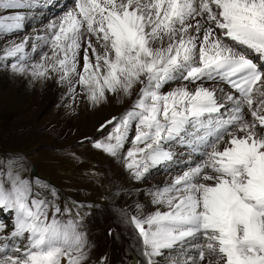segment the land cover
<instances>
[{
    "label": "snow or ice",
    "instance_id": "6c2138e0",
    "mask_svg": "<svg viewBox=\"0 0 264 264\" xmlns=\"http://www.w3.org/2000/svg\"><path fill=\"white\" fill-rule=\"evenodd\" d=\"M34 6L0 0V36L19 33ZM35 41L48 48L38 61L30 36L6 39L0 59L92 106L135 94L93 143L133 179L173 160L166 145L202 150L151 192L153 211L125 213L145 264H264V0H75ZM27 172L22 157L0 161V211L14 213L10 232L0 223V264H87L80 213L63 218L56 189Z\"/></svg>",
    "mask_w": 264,
    "mask_h": 264
},
{
    "label": "rangeland",
    "instance_id": "374dc122",
    "mask_svg": "<svg viewBox=\"0 0 264 264\" xmlns=\"http://www.w3.org/2000/svg\"><path fill=\"white\" fill-rule=\"evenodd\" d=\"M38 51L37 54H34V56L38 55L37 61L40 59L39 53L42 52V49ZM10 64L8 59H0V71L7 70ZM3 73L6 85L0 84V98L6 100V107L4 106L0 110L2 112L0 113V161L13 156L22 157L28 166L32 165L31 168L28 167L30 173L28 172L26 176L31 175L30 177L35 178L36 181L54 187L58 194L57 202L61 208L67 206L71 209V215L65 214V217L71 218L75 213H80L83 218L82 230L86 234L90 249L89 264H109L110 258L114 255L118 261L120 244L118 240L114 239L115 237H112L111 230L113 231V229L110 227L111 221L108 216V195L114 186L126 187V183L133 184L130 180L124 182L126 175L130 178L132 176L126 168L125 172L116 174V169H113L111 162L114 157L108 154L102 155L101 150L89 143L90 140H84L85 142L77 144L76 139L97 131L95 128L103 122L106 116L116 112L129 101L116 110L104 105L90 111L85 110L87 104L76 107L75 112L79 116L76 130H74L75 126L73 130H70L71 132L65 127L59 130L49 127L48 124L52 118L48 117L47 111L53 105L57 109L63 105H75L80 103L84 97L78 94L74 98L69 91L68 84L59 83L57 79L36 80L40 84L39 88L33 87L26 92H21L19 88L8 90L11 76L9 71ZM23 82L25 83V80ZM17 115L19 117L15 119ZM15 122L18 126L23 123L29 124L30 128L20 142L16 145H8V143H12V137H9L12 133L6 136V131L8 129L12 131ZM71 123L70 125H72ZM110 130L111 128L107 131ZM107 131L105 134L98 132L101 136L95 141L103 139L104 135H107ZM65 135L66 137H64ZM88 136L92 138L93 135ZM126 149L128 150V147H125L124 151H127ZM118 162L124 166L122 160H118ZM181 167L179 165V168ZM32 168L37 174L32 173ZM117 171L119 172V170ZM175 172L177 171L172 169L170 175ZM161 173V171L152 173L150 179L160 178ZM83 178H89L88 185L81 181ZM145 195L152 199L151 194L146 193ZM125 206L121 207L125 210ZM166 260L167 257L162 258L160 264H164ZM113 261L114 259L111 264Z\"/></svg>",
    "mask_w": 264,
    "mask_h": 264
},
{
    "label": "bare ground",
    "instance_id": "6f19581e",
    "mask_svg": "<svg viewBox=\"0 0 264 264\" xmlns=\"http://www.w3.org/2000/svg\"><path fill=\"white\" fill-rule=\"evenodd\" d=\"M32 2L35 5L34 7L26 8L22 10L23 14H25L26 16L25 27L15 35L10 34L7 37L0 36V45H2L6 39H16L17 41H19L24 36L32 37L33 43H36L38 47L35 50L31 46L25 49V51L28 53V56L31 57V60L29 62L37 61L36 58H38V55L34 56V54L35 53L37 54V52H39L38 50L41 51L42 49V51H48V48L44 46L42 42L35 41V36L37 35L43 36L45 34V25H47L51 20L57 19L60 16L64 15L65 12H67L71 7H73L75 0H32ZM60 10H64V11L61 12ZM8 60L11 62V64L8 66L7 70L4 69L3 71H0V84L6 85V81H4L5 78H3L4 76L3 72L9 71V75L11 76L10 78L11 82L9 83L10 85L8 90H10V88L12 89L19 88L21 89V92H26L27 90H30L33 87H37V89L39 88L40 84L36 81V79H33L30 75H24L13 71L11 65L12 63L16 62L15 58H8ZM23 80H25V83L23 82ZM63 84H67V83H63ZM176 86L177 85L175 83L165 85V87L162 88L161 91L166 93L167 91L171 90V88ZM206 86H210V85L206 84ZM107 96H108L107 102L101 105L111 108L112 110L118 109L127 101L129 102H127L125 106L121 107L116 112L110 114L109 116H106L104 120L108 119L112 115L119 114L121 112H122L121 114H123L126 110L131 108L133 101L136 99L135 94L130 98L117 96L111 93H107ZM5 104H6V100L0 98V110L2 109V107L5 106ZM84 104H87V107L85 108V110L87 111L93 110L98 107V106H92L90 102H88L85 98L80 103H77L75 105H71V104L63 105V107L58 109L55 108L53 105V107L47 111L48 117L52 118V120L49 121L48 124L49 127H54L55 129H59V130H61L62 127H65L67 128L66 130L70 131L73 130V127L75 126L74 130H76V124L79 118V116H77L75 112L76 107H80ZM122 109L125 110L123 111ZM0 113L2 112L0 111ZM18 117L19 115L15 116V119H17ZM70 123L72 125H70ZM10 127H12V125H10ZM13 127L14 128L12 129V131L9 129L8 131H6V136L7 134L12 133L9 136L12 137L11 139L12 143H8V145L9 144L16 145V143L20 142L24 138L23 136H25V134L29 130L30 125L23 123L18 126L17 122H15V124H13ZM13 132H15V135H13ZM103 134H105V131L103 132ZM88 135H93L92 138L90 136V139L85 140V141L90 140L89 143H91V145H93L95 140L99 136H101L98 134L97 131L90 132V134L84 136H88ZM134 135H135V129L133 128L131 132V136ZM64 137H66V135ZM125 147L126 148L131 147V138L129 142L125 145ZM166 148H168V150H170L173 153L172 161L167 162L166 165L164 164L165 166H162L163 165L162 164L151 168L149 173L146 174V177L140 181H135L133 177L130 178L126 175L124 178V182L125 183L128 182L127 180L133 182V184L126 183V187L128 188L124 186L122 187L119 186L120 188L118 186H114L113 188H111L110 191L111 193L108 195V199H109L108 216H110V221H111L110 222L111 226L110 223L109 226L112 227L113 229V231L111 230L112 237L113 238L115 237L114 239L119 241L120 252L118 254L119 256L118 261H116V256L114 255L110 258L109 264H111L113 259H114L113 264H130L131 261H135V260H137L138 262L137 264H145V257L141 254L142 249H141L140 241L136 237V233L133 231L132 226L126 222L125 213L128 214V212H130L136 214V205H140L145 212L153 211L156 206L151 204V200H150L151 198H149L145 194L148 193L149 195L156 187L164 186L165 184L170 182V180L173 177H175L177 174H180L182 173V171L187 170L189 166H194L196 163H198L202 157V150L193 151L192 148L184 145L172 144V145H166ZM124 152L126 153L127 151ZM101 154L103 155L106 153L101 151ZM29 159L31 160V158ZM111 162L113 169H116V174L125 172V166H121L120 162H118L116 158L115 159L112 158ZM179 165H181L182 167L179 168ZM31 166L32 165L30 166L27 165V167L29 168H31ZM172 169H175L177 171L173 173L174 176L170 175ZM29 170L30 169H28V172L30 173ZM117 170H119V172ZM160 171L162 172L161 173L162 175L160 174L161 175L160 178L158 177V179L157 178L150 179L152 173L155 172L158 173ZM28 172L26 174H28ZM30 178L33 181H36L35 178L34 179L33 177ZM81 181L85 182L87 185L89 184V178L87 179L83 178ZM122 205L124 206L126 205L125 210L123 209V207H121ZM127 216H129V214ZM13 218H14V213L0 211V223H3L5 225V232H10L12 230L11 226L13 224ZM63 218L66 219L67 217H63ZM113 243L115 244V241ZM88 253L90 255L89 248H88ZM157 259L160 260L161 262L162 258H157ZM87 264L89 263L87 262Z\"/></svg>",
    "mask_w": 264,
    "mask_h": 264
},
{
    "label": "water",
    "instance_id": "95a60500",
    "mask_svg": "<svg viewBox=\"0 0 264 264\" xmlns=\"http://www.w3.org/2000/svg\"><path fill=\"white\" fill-rule=\"evenodd\" d=\"M34 172V171H33Z\"/></svg>",
    "mask_w": 264,
    "mask_h": 264
}]
</instances>
